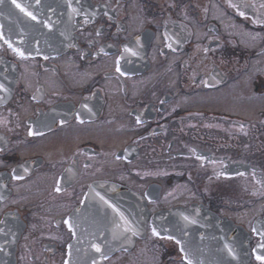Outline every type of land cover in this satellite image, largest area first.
<instances>
[{
  "label": "flooded vegetation",
  "instance_id": "flooded-vegetation-1",
  "mask_svg": "<svg viewBox=\"0 0 264 264\" xmlns=\"http://www.w3.org/2000/svg\"><path fill=\"white\" fill-rule=\"evenodd\" d=\"M17 2L36 19L0 3V264H71L86 207L99 264H264V0Z\"/></svg>",
  "mask_w": 264,
  "mask_h": 264
},
{
  "label": "water",
  "instance_id": "water-1",
  "mask_svg": "<svg viewBox=\"0 0 264 264\" xmlns=\"http://www.w3.org/2000/svg\"><path fill=\"white\" fill-rule=\"evenodd\" d=\"M113 190L116 193L114 194V196L117 197L118 199H121L122 197H127L129 199L130 203L128 204V207L125 208V210L128 208L127 213L129 215V219L131 218V220L133 221V229L137 230L140 227H144L145 222H146L147 213L144 210H142L141 208L142 204L139 202V197H137V195L135 194L133 195L131 191L127 189H123L122 187H117V188L114 187ZM131 200H132V203H131ZM117 205L118 207H120L121 205L120 202H118ZM86 209L87 207L82 208V210L77 211L74 215V223L76 224V228H75L76 235H75V239L73 240L71 244V258H70L71 264H93V262H95V264H99L100 262L102 263L104 260V257L107 256L109 252H111L110 246L109 248H105L107 246H105L102 243L99 246L100 248H103L102 249L103 251L101 252V254L97 252L95 255L91 257L87 254V252L86 254L84 253L83 251L84 245L85 244L91 245L87 242H84L83 237L85 236V232L87 230L81 228L79 225L81 222V217L85 216L86 214V211H87Z\"/></svg>",
  "mask_w": 264,
  "mask_h": 264
},
{
  "label": "snow or ice",
  "instance_id": "snow-or-ice-1",
  "mask_svg": "<svg viewBox=\"0 0 264 264\" xmlns=\"http://www.w3.org/2000/svg\"><path fill=\"white\" fill-rule=\"evenodd\" d=\"M0 2H2V0H0ZM12 3H13L18 9H20L21 12H25L28 16L32 17V19H34V20L36 19V17H35L31 12L27 11V9H26L22 4L18 3L17 0H12ZM17 51H18V50H17ZM19 54H20L21 56L24 55L23 52H19ZM117 71H119V69H117ZM2 87H3V85H0V88H2ZM69 226L71 227V225H69ZM253 230L255 231V229H253ZM152 231H153V234H154V235H159V233L157 232V230H156L155 228H153ZM168 238H169V239H172V237H168ZM177 243H180V242L177 241ZM94 247L96 248V251H97V252H100V251H101V249H100V247H99L98 245H94ZM181 250H183V249H181ZM257 259H258V260H261V261H264V256H257ZM93 264H95V262H93ZM189 264H191V262H189Z\"/></svg>",
  "mask_w": 264,
  "mask_h": 264
}]
</instances>
